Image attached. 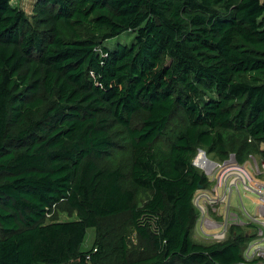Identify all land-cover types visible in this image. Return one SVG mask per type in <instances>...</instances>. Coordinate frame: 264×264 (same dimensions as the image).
<instances>
[{"label":"trees","instance_id":"trees-1","mask_svg":"<svg viewBox=\"0 0 264 264\" xmlns=\"http://www.w3.org/2000/svg\"><path fill=\"white\" fill-rule=\"evenodd\" d=\"M33 10L0 0V264H260L243 257L254 235L191 239L209 185L191 159L264 161V0ZM61 203L76 218L48 221ZM120 214L142 243L133 257L127 232L98 223Z\"/></svg>","mask_w":264,"mask_h":264},{"label":"rangeland","instance_id":"rangeland-1","mask_svg":"<svg viewBox=\"0 0 264 264\" xmlns=\"http://www.w3.org/2000/svg\"><path fill=\"white\" fill-rule=\"evenodd\" d=\"M13 4L25 13L29 21H34L35 0H12ZM126 37H119V42L126 41ZM117 39L106 41V45L112 46ZM183 117L175 113L171 117L168 129L180 127ZM164 139V135L160 138ZM236 162L233 154H229L226 159H219L213 154L207 153L204 149L197 147L192 155L191 163L195 168L204 173L209 179L207 187H199L193 196L192 202L196 212V219L190 228V237L193 241L201 244L221 242L232 238L233 235L241 233L245 236L256 234L257 229L263 228L262 223H256L253 215H258L264 220V211H259V200L255 192L247 190L242 186L237 188L230 185V177L223 175V166L226 163ZM259 155H250L240 167L251 175L257 183L264 182V172L258 173L257 169L261 165ZM259 212L263 215L261 217ZM47 220H71L76 218V213L66 204H59L52 208ZM126 221V215L99 219L101 230L112 233L127 232L129 245V256H135L141 251L142 243L134 230L130 228ZM95 229L88 228L82 244V250H89L94 246ZM253 236V237H254ZM251 238V237H250Z\"/></svg>","mask_w":264,"mask_h":264},{"label":"built area","instance_id":"built-area-1","mask_svg":"<svg viewBox=\"0 0 264 264\" xmlns=\"http://www.w3.org/2000/svg\"><path fill=\"white\" fill-rule=\"evenodd\" d=\"M257 171L258 173L264 172V161L261 162ZM222 176L230 177L229 182L232 187L237 188L238 186H242L247 190L255 192L260 202L259 211H264V182L257 183L245 168L240 167L237 162L226 163L223 166ZM259 215L263 217L260 212ZM252 218L256 223H262L263 228L257 229L255 236L246 243L243 249V257L245 261L257 259L262 264L264 263V220L261 221L258 215H253Z\"/></svg>","mask_w":264,"mask_h":264}]
</instances>
